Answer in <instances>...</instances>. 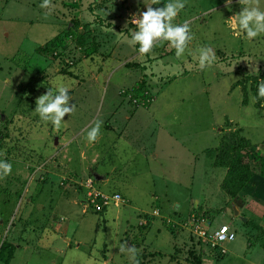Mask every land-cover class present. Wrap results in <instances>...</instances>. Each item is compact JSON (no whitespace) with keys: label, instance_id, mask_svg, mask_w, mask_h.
<instances>
[{"label":"rangeland","instance_id":"1","mask_svg":"<svg viewBox=\"0 0 264 264\" xmlns=\"http://www.w3.org/2000/svg\"><path fill=\"white\" fill-rule=\"evenodd\" d=\"M224 1L184 0L179 12L209 14L194 12L196 40L180 60L167 41L145 54L129 42L152 0H0V159L12 165L0 178V264H264V177L253 173L234 198L226 164L214 167L244 145L264 155V34L233 31L245 3ZM48 41L59 45L43 57ZM202 46L215 56L203 69ZM57 80L75 106L59 129L34 112ZM140 83L148 106L131 97ZM224 225L233 241L198 233Z\"/></svg>","mask_w":264,"mask_h":264},{"label":"clouds","instance_id":"2","mask_svg":"<svg viewBox=\"0 0 264 264\" xmlns=\"http://www.w3.org/2000/svg\"><path fill=\"white\" fill-rule=\"evenodd\" d=\"M50 0H41L39 7L47 8ZM144 3V0H143ZM245 6L241 8L234 20L230 22V28L242 30L240 35L247 39L258 37L264 34V10H261L254 3L244 0ZM160 4V0H152L151 4H145V10L139 12L138 18L135 17V30H129V42L138 45L140 54L149 53L155 43L167 41L175 49V56L183 60L187 49V44L192 40L190 26L187 20L183 23H174L178 12L184 8V0H169L162 7H151ZM230 0H226L225 6L228 7ZM47 16V13L45 14ZM198 58V66L203 69L206 65H211L215 60L212 49L202 46L195 49ZM258 71L252 68V74ZM68 86L57 80L53 86L49 87L44 94L40 95L35 101L34 112L44 122H50L54 128L62 126V117L75 111L74 104L69 105ZM257 96L264 97V80L257 85ZM102 121H96L87 131L86 139L89 143L96 140L99 134ZM11 163L0 159V178L11 172ZM124 250L123 246L120 249ZM135 249L128 248V252L135 257ZM133 264H138L133 260Z\"/></svg>","mask_w":264,"mask_h":264},{"label":"trees","instance_id":"3","mask_svg":"<svg viewBox=\"0 0 264 264\" xmlns=\"http://www.w3.org/2000/svg\"><path fill=\"white\" fill-rule=\"evenodd\" d=\"M69 32L70 31H65V37L70 36ZM62 36H64V34ZM58 45L59 42L57 41H48L43 46L37 48L36 51L43 57H51L52 52L55 51ZM143 86L144 83H140L137 86V90L140 93H135L134 95H131V97L136 99L137 95L140 94L139 98L143 106H148V102L151 100V95L148 91L145 90V88H143ZM242 149H244V151H242ZM251 149L252 147L245 145L240 146L237 149L235 148L237 152L234 155L228 158L227 161L225 160V162L223 160L219 162L223 166L224 164H226L227 166V172L223 181V187H225V192L228 193V195H230L231 197H236L237 193L242 189L243 185L248 181L249 177L253 173H257L258 175L264 177V155H261L256 151H251ZM196 215L198 214L196 213ZM250 220L251 219H249V222ZM242 224L246 223L242 222ZM3 248H5V245L0 249L2 250Z\"/></svg>","mask_w":264,"mask_h":264},{"label":"built area","instance_id":"4","mask_svg":"<svg viewBox=\"0 0 264 264\" xmlns=\"http://www.w3.org/2000/svg\"><path fill=\"white\" fill-rule=\"evenodd\" d=\"M98 197L103 199L104 205L112 204L113 206L117 207L119 204L124 202V199L118 194H113L110 197L99 194ZM198 233H200L202 236H206L210 241L209 243L221 244L233 241L235 239V233L225 225L221 226L215 231L210 232V234H207V232L202 229H199Z\"/></svg>","mask_w":264,"mask_h":264},{"label":"crops","instance_id":"5","mask_svg":"<svg viewBox=\"0 0 264 264\" xmlns=\"http://www.w3.org/2000/svg\"><path fill=\"white\" fill-rule=\"evenodd\" d=\"M163 1H165V0H160V4L163 2ZM224 3H226V0L224 1ZM230 3H238V4H240L241 5V3H243V1L242 0H230ZM159 5V4H158ZM222 5H224V4H222ZM221 5V6H222ZM198 8V7H197ZM199 8H201V7H199ZM194 12H196L199 16L200 15H203V17H204V15H207V14H209L208 13V9H203V10H188V12H186L185 13V11L182 13V12H178V14H177V16H176V18H175V20H182L183 22L185 21V20H187L188 21V23H191L192 21H194V19L192 18L193 16H194ZM237 14H238V12H237ZM229 18H231V17H229ZM225 20H223V22H224ZM191 34H192V40H190V42H192V41H194V40H196L195 39V36H197V34H196V32H194V31H192L191 32ZM234 36L236 35V34H233ZM239 36V35H238ZM189 44V43H188ZM190 45H194V44H192V43H190ZM188 54H190V55H194V53H192V52H190V53H188ZM178 63V62H177ZM188 65H192V64H190V63H188ZM188 65H185V66H188ZM185 66H180V69L179 68H177V67H174V66H169V68H175V70H178L179 72L180 71H184V70H186L185 69ZM207 152V151H206ZM156 154H153V156H155ZM223 159L221 158V160H219V161H217V159H215V166L214 167H222L223 165L222 164H220L219 162L220 161H222ZM217 161V162H216ZM227 172V171H226ZM94 174V173H93ZM96 176H98L97 174H95ZM106 174H103L102 175V177L103 178H105L106 179ZM226 176V175H225ZM192 177V176H191ZM223 177H224V175H223ZM225 178V177H224ZM104 179V180H105ZM107 180V179H106ZM222 181H224V179L222 180ZM223 192L225 193V191H224V189H223ZM118 194H120V193H118ZM121 196V195H120ZM122 197V196H121ZM225 197H228V196H226L225 195ZM227 201H228V199H226ZM225 200V201H226ZM203 205H206V204H203ZM173 206H175L174 204H173ZM236 207V206H235ZM239 207L240 208H242L240 205H239ZM237 210L239 211L240 209L237 207ZM176 211V210H175ZM177 212V211H176ZM263 213V212H262ZM188 214V213H187ZM207 223H210L209 221H207ZM69 224H72V222L70 221L69 222ZM177 233V232H176ZM65 241H67V239H65Z\"/></svg>","mask_w":264,"mask_h":264},{"label":"water","instance_id":"6","mask_svg":"<svg viewBox=\"0 0 264 264\" xmlns=\"http://www.w3.org/2000/svg\"><path fill=\"white\" fill-rule=\"evenodd\" d=\"M231 204H232V209H233L234 216L238 217L241 220V222H246L247 218L239 216L237 208L233 205V203H231Z\"/></svg>","mask_w":264,"mask_h":264}]
</instances>
